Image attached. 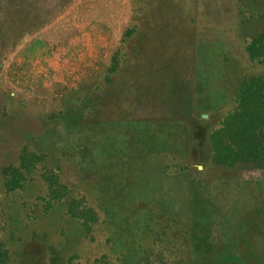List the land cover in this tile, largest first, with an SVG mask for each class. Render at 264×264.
Listing matches in <instances>:
<instances>
[{
    "label": "rangeland",
    "instance_id": "rangeland-1",
    "mask_svg": "<svg viewBox=\"0 0 264 264\" xmlns=\"http://www.w3.org/2000/svg\"><path fill=\"white\" fill-rule=\"evenodd\" d=\"M261 36L264 0H0L1 264H264V167L212 166L208 140L264 79ZM22 149L40 163L7 192ZM45 171L97 210L87 234Z\"/></svg>",
    "mask_w": 264,
    "mask_h": 264
},
{
    "label": "trees",
    "instance_id": "trees-1",
    "mask_svg": "<svg viewBox=\"0 0 264 264\" xmlns=\"http://www.w3.org/2000/svg\"><path fill=\"white\" fill-rule=\"evenodd\" d=\"M261 37L252 39L246 46V52L250 60L264 63V36ZM238 93L235 109L208 136L211 148L209 163L226 171L241 170L247 164L264 167V79L250 78L240 86ZM40 160L41 156L22 149L16 165L2 169L3 188L7 192L22 189L23 183L30 181L27 175ZM40 177L48 192L46 203L63 201L66 214L78 219L87 234L89 225L100 220L97 210L82 205L84 197L80 191L78 196L66 192L53 171H45ZM39 199L44 200L43 197ZM101 221L104 222L103 218Z\"/></svg>",
    "mask_w": 264,
    "mask_h": 264
},
{
    "label": "crops",
    "instance_id": "crops-1",
    "mask_svg": "<svg viewBox=\"0 0 264 264\" xmlns=\"http://www.w3.org/2000/svg\"><path fill=\"white\" fill-rule=\"evenodd\" d=\"M36 62H37L38 65H39V60H37ZM38 65H37V68H36V75L39 76V68L42 70V72H41V70H40L41 73H43L44 70H43V68H42V65H40V66H38ZM38 67H39V68H38ZM43 74H44V73H43ZM43 74H42V77H44ZM26 77H27V76H26ZM15 93H16V92H15Z\"/></svg>",
    "mask_w": 264,
    "mask_h": 264
}]
</instances>
